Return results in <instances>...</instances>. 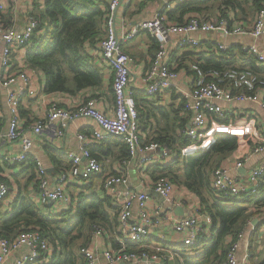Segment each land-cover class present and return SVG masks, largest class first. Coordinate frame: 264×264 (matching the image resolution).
<instances>
[{
    "label": "built area",
    "instance_id": "obj_1",
    "mask_svg": "<svg viewBox=\"0 0 264 264\" xmlns=\"http://www.w3.org/2000/svg\"><path fill=\"white\" fill-rule=\"evenodd\" d=\"M8 2L15 0H0V9L4 10ZM120 0H109L107 7V19L105 37L98 44L104 61L110 66L114 73L112 84L115 98L111 113H105L96 107L94 98L87 99L73 110H65L51 104L47 107L44 118L35 121L28 129L21 126L18 119V107L20 96L23 92L34 95L31 79L23 72L14 70L13 57L18 50H26L32 36L37 31L39 21L33 10H28L25 25L21 29L8 27L0 23V63L3 72L0 76V86L4 90L5 103L10 112V119L7 125L0 127V138L7 141L19 140V152L15 155L5 156L7 162H26L31 156L33 137L38 135L44 126L53 121H58L59 129L56 130L57 137H61L63 128L67 122L78 118H88L95 128L89 137L78 133L79 152H69L71 165L65 172H61L57 179L59 182L53 188L48 187L44 176V169L39 161H35L37 187L41 203L54 204L65 200L64 183L70 182L69 178L76 181L87 180L92 175L100 174L102 169L100 163L94 158L89 145L93 139L101 138L104 135H115L120 137L128 150L129 162L136 159L139 153H143L137 161L138 171L141 180L146 181L147 172L145 166L155 160L154 152H160V156L173 159L174 154L168 147L160 146L155 142L146 143L140 138L138 110L134 96L128 89L130 76L131 56L121 48V42L132 39L140 32H149L158 43L157 50L149 68L143 75V83L146 85L145 94L154 95L161 90L168 89L179 77V71L172 66V48H183L185 46H197L198 41L192 37L197 31L205 33H222L225 35H243L252 39H259L264 35V7L256 11L250 22H235L232 18H206L197 14L192 15L183 23H171L162 13L154 14L150 19L140 21L131 28H125L118 36L114 22L115 11ZM175 41H172L173 37ZM218 50L227 52L230 49L224 43L216 44ZM242 51L251 55L259 67H264V53L261 52L255 43L243 47ZM193 71L194 85L187 96L188 102L185 105L191 114V121L184 130V135L191 144L182 149L183 156L194 155L195 153L209 148L214 142L217 134L233 135L240 140L247 138L253 140L258 135L250 132V127H234L228 121L229 115L223 107V103L232 101H251L264 111V79L249 69L238 67H225L222 70L203 69L198 64H190ZM260 89V90H258ZM250 116V114H246ZM3 118L0 99V119ZM248 135V137L246 136ZM264 151V137L259 136V141L253 147V152ZM158 157V156H157ZM235 168L242 166V161L235 162ZM264 175V163L253 169L248 182L238 176L231 174L226 166L216 167L211 175V187L215 195L222 199H232L236 196L250 191L254 193L259 185V178ZM102 188L116 206L119 225L115 235L120 234L119 247L115 249L98 250L102 245L101 238L105 230L94 225L89 242L79 248V253L86 264H170L176 256V248L172 243L163 245L161 237L158 240H151L155 228L166 221L172 230L183 235L179 243L182 247H192L196 240L203 236H209L213 218L205 211L195 213L181 218H174L161 212L160 207L153 213L148 210L149 186H143L140 192L131 193L128 189L127 178L123 175L105 176L102 179ZM152 189L162 199L163 203H173V194L176 186L169 178L160 176L150 182ZM249 185V186H248ZM125 186V187H124ZM10 194V187L7 181L0 177V203L6 200ZM137 207V220H132V209ZM264 212V211H263ZM161 215V216H160ZM250 221L246 226H250ZM118 233V234H117ZM246 232L237 235L227 254L225 264H237L238 241L244 237ZM149 242H153L149 244ZM128 243L136 245L135 249H128ZM21 247H25V253L14 261L13 264H35L47 263L51 258L52 249L50 242L38 233V230L24 232L13 239L0 236V264ZM248 257L246 252L244 258Z\"/></svg>",
    "mask_w": 264,
    "mask_h": 264
},
{
    "label": "crops",
    "instance_id": "obj_2",
    "mask_svg": "<svg viewBox=\"0 0 264 264\" xmlns=\"http://www.w3.org/2000/svg\"><path fill=\"white\" fill-rule=\"evenodd\" d=\"M191 1L193 0H120L115 11L114 26L116 32L118 36H120L125 28H131L134 25H137L140 21L150 19L157 13L164 14L171 23H183L194 14L185 13L182 17V22H178L174 15V18L170 20L167 16V12L174 10L181 3ZM107 2L109 3V0H107ZM34 3H38V6L41 7L43 5V0H15V2L6 3L5 6H7V8L4 10L5 18L8 22V24L6 23V26L21 29L25 25L27 11L34 10ZM220 3L221 0L207 2L206 6L209 8L208 11L211 12V16H207L206 18L216 20L215 14L219 12ZM229 13L231 14L232 12ZM232 18L238 23H248L251 21L250 17L244 18L238 14L236 18H234V16ZM241 19L243 20L241 21ZM192 37L199 42L197 46L189 45L178 49L172 48V50H174L172 66L175 65V69L179 71L178 79L174 81L172 86L168 89L161 90L151 96L145 94L146 85L143 83L142 79L157 50V40L149 32L143 31L135 35L132 39L121 42L122 50L132 58L129 67L131 80L128 89L132 96L136 98L141 110L139 133L140 138L143 139L144 142L146 141L144 139H146L148 134L152 135V133L156 131L171 132L173 125V120L171 119L172 115H170L167 120V117L162 116L161 113L167 112L171 109L178 110L180 106H183V108L185 107L188 102L187 96L194 85V73L190 70V67L188 68V66L192 63H205L208 59L213 57L214 52L218 53L216 47L218 42L224 43L230 47V49H228L229 51L225 53L221 51L222 54L218 53V55H220L218 58H221L224 68L230 66L249 70H251L253 66L261 68L251 55L242 51V48L255 43L258 49L264 53V35L259 39H252L243 35H225L216 32L205 33L197 31L192 34ZM175 39L176 37L174 36L172 41L174 42ZM91 53L93 61L102 75V84L98 87L84 88L75 94L60 91L46 92L44 74L41 71L28 68L26 64H24V50H18L15 53L13 57L14 70L17 72H23L29 76L34 89V95H29L27 92H23L20 96L18 119L22 127L28 129L35 121L43 119L47 107L53 103L65 110H73L79 104L84 103L87 99L94 98L97 101V108L105 113L112 112L111 109L115 101L112 90L114 73L110 66L104 61L101 51L98 48V44L91 50ZM2 72L3 68L0 63V76ZM258 75L264 79V72ZM0 99L4 120L3 126H5L10 119V112L5 103L4 90H2L1 86ZM223 107L229 115L228 121H230L234 127L243 128L249 126L250 132L258 135V138L253 140H248L247 138L240 140L238 148L220 162V166H226L231 174L240 176L244 182L247 183L250 172L257 168L261 163H264V151L259 153L253 152V147L258 143L259 136L264 137V111L260 110L259 106L251 101H232L228 104L223 103ZM246 114H250V116H246ZM190 121L191 118H188L186 127L189 125ZM94 128L95 126L90 119L78 118L68 121L66 127L63 128L62 136L57 137L56 130L59 129V124L58 121H53L47 123L42 131L33 137V145L29 159H31L34 164L36 160L41 163L49 188H53L59 183L57 179L60 177L61 172H66L69 169L71 159L68 157V153H78L80 151L79 140L77 137L78 133H83L89 137ZM108 136L109 135H104L101 138L93 139L88 147L89 151L92 149L94 155L101 156V173L94 175L91 181L90 179L86 181H76L69 178L70 182L64 183V194L67 198L66 201L62 200L54 204L40 202L36 167L35 165L30 167V160L27 162L9 163L4 159L5 156L15 155L19 152L20 141H7L0 138V177L9 184V197L13 196V201L17 195H24L27 193L38 205L45 204V210L47 213L56 214L60 211L67 210L69 207L71 196L76 193L74 185L79 186L81 184L90 183L89 188H91L89 191H85L86 194H89L92 191L106 194L102 188V179L105 176L123 175L127 178L128 189H130L131 193L140 192L144 189L143 186H149L148 210L150 213H153L155 209L160 207L162 214L165 213L174 218H181L203 209L202 199L197 194L190 192V190L182 184L174 183L176 190L173 194V203L170 204L163 203L161 197L153 191L150 182L154 180V178L148 172V168L153 165L164 167L171 163L172 160L170 161V159L160 156L159 151L154 152L155 160L145 166L148 175H146L147 180L143 181L141 180V174L137 167V161L143 153H139L138 156H136V159L132 160L130 163L127 150V156L120 159L119 145L108 143V140H105ZM246 136L248 137V135ZM92 152L90 153L92 154ZM239 160L242 161V166L235 168L234 164ZM181 171V169L178 170V172ZM34 172L35 177L32 179ZM259 183L260 185H258V187H261L264 194V178H259ZM203 195L210 205L217 201L216 196L209 190V188L204 189ZM106 196L108 197L107 194ZM12 201H10L9 198H6V200L2 202L0 205V217L13 210L14 202ZM115 207L116 206L114 205L112 212L116 217L113 228H107L110 230L108 232L106 227L100 225L105 230L104 237L101 238L102 245L98 247V250L100 251L106 248L115 249L116 247H119V242L117 240L120 239L119 236L121 235L118 233V235L114 234V232L118 230L119 225L117 208ZM248 207L253 208L252 205H249ZM257 213L258 215L254 214L252 219H250V226L244 227L242 232H246V234L238 241V249L236 253L237 264H250L248 252V247L251 242L250 237L252 232L255 231L256 226L261 224V222H264L263 210H259ZM132 220H137L136 206L132 209ZM255 220L257 221L253 224L252 222ZM161 237L163 239H161ZM158 238L165 240L162 243L163 245L171 246L172 243H177V245H173L176 248V252L185 248L179 244L181 240H183V235L175 233L166 221H162L155 228L151 240H158ZM236 239L234 238L233 240ZM228 240L232 239L230 238ZM255 240V250L257 252L255 260H259L264 257V223L259 226ZM151 243L153 242H149V244ZM135 247L133 249H135ZM25 250V247H21L18 251L11 254L3 264H13L16 259L25 253ZM246 252L248 253V257L244 258ZM179 259L181 260V257ZM174 263L178 264L177 261ZM136 264L144 263L137 262Z\"/></svg>",
    "mask_w": 264,
    "mask_h": 264
},
{
    "label": "trees",
    "instance_id": "obj_3",
    "mask_svg": "<svg viewBox=\"0 0 264 264\" xmlns=\"http://www.w3.org/2000/svg\"><path fill=\"white\" fill-rule=\"evenodd\" d=\"M210 1L213 0L181 3L174 10L167 12V16L170 20L174 18L173 15L176 16L178 22H182L185 13L210 17L211 12L206 6ZM38 5V3L33 4V11L39 26L25 50L24 64L44 74L46 92L60 91L75 94L84 88L101 86L102 75L93 61L91 50L105 37L107 0H43V5L41 7ZM263 7L264 0H221L215 18L224 17L231 20L238 14L252 19L256 11ZM229 12H232V16ZM0 23L8 24L1 9ZM218 53L222 54L220 50ZM218 53L214 52L213 57L205 63H198V66L203 69H224ZM251 71L260 74L264 72V68L253 66ZM135 102L139 123L141 110L136 98ZM161 115L167 117V120L172 115L171 132H173L159 130L152 135L148 134L144 140L146 143L155 142L160 146L168 147L174 157L167 166L153 165L148 168V172L154 180L165 176L171 182L182 184L190 192L197 194L204 204L202 211L209 213L213 218L209 236L199 237L195 244L188 248L187 254L183 253L186 248L175 251L178 256L176 261L180 264H225L230 247L235 241L233 239L244 230L254 214L258 215L259 210L264 211L262 189L257 187L254 193L247 191L235 198L221 200L211 187V175L220 165L221 160L238 148L240 139L229 134H217L209 148L194 155L183 156V147L191 144V140L184 135L191 114L185 107L180 106L178 110L171 109ZM3 122V118L0 119V127ZM105 140L110 144L119 145L120 159L127 156L125 143L120 137L109 135ZM93 157L100 163L101 156ZM29 160L30 167L34 166L32 160L28 158L27 161ZM180 169L182 171L178 172ZM34 177L35 172L32 179ZM93 177L94 175L90 176V181ZM263 178L264 175L260 177ZM75 186L77 185H74L76 193L72 194L67 210L56 214L47 213L45 204L38 205L27 193L17 195L12 201L13 210L0 217V236L13 239L24 232L37 229L40 236L50 242L52 249L51 258L43 264H86L79 253V248L89 242L94 225H103L109 232L107 228H113L116 217L112 214L114 205L106 194L98 191L86 194L85 191L91 188H89L90 183ZM205 188H209L217 198V201L211 205L203 195ZM249 205L253 208L248 207ZM263 223L256 226L250 237L251 242L248 247L250 264H264V257L255 260L256 232ZM230 238L232 240H228ZM127 247L133 249L135 245L128 243Z\"/></svg>",
    "mask_w": 264,
    "mask_h": 264
},
{
    "label": "rangeland",
    "instance_id": "obj_4",
    "mask_svg": "<svg viewBox=\"0 0 264 264\" xmlns=\"http://www.w3.org/2000/svg\"><path fill=\"white\" fill-rule=\"evenodd\" d=\"M9 196H10V194H9ZM9 196H8L9 200L12 201L13 196H11V197H9ZM79 242H80V241H79ZM182 250H183V249H182ZM186 250H188V249H186ZM186 250L183 252L184 254L189 253V250H188V251H186ZM180 251H181V250H180ZM180 256H182V254H181ZM180 256H179V257H180ZM263 256H264V254H263ZM263 256H262V257H263ZM174 262H176V260H175V261L171 260V261H170V264H176V263H174ZM178 264H180V262H179Z\"/></svg>",
    "mask_w": 264,
    "mask_h": 264
},
{
    "label": "water",
    "instance_id": "obj_5",
    "mask_svg": "<svg viewBox=\"0 0 264 264\" xmlns=\"http://www.w3.org/2000/svg\"><path fill=\"white\" fill-rule=\"evenodd\" d=\"M257 220L253 221L252 223L254 224ZM120 264H126V263H120Z\"/></svg>",
    "mask_w": 264,
    "mask_h": 264
}]
</instances>
